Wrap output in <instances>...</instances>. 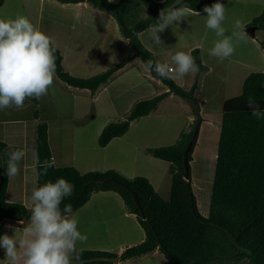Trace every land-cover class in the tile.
<instances>
[{"label":"rangeland","instance_id":"1","mask_svg":"<svg viewBox=\"0 0 264 264\" xmlns=\"http://www.w3.org/2000/svg\"><path fill=\"white\" fill-rule=\"evenodd\" d=\"M219 2L225 5V20L221 26L225 35L232 37L235 47L233 55L224 60L208 54L217 39L222 38L206 27L207 14L203 11H193L182 21L159 32L162 46L152 43L151 33L147 31L149 27L138 33V38L153 53L156 61L171 64V56L183 51L198 58L206 67L181 79H173L186 90L197 80L194 96L202 121L189 167L197 205L203 215H208L210 207L222 104L238 96L249 73L264 72V30L255 29L254 35L247 32L248 27L254 26L250 25L252 19L262 12L264 0ZM76 3L4 0L0 6V19H14L18 15L27 17L36 28L52 38L53 46L62 56L61 64L65 71L77 77H90L121 61L128 46L123 43L118 24L109 12L87 2L84 5ZM146 15L147 11L142 9L133 10L126 17L132 25ZM237 19L243 25L240 29L234 26ZM236 32L247 35L238 39L233 35ZM193 49L198 51L192 53ZM164 91H167L166 85L144 70L137 57L113 73L94 92L70 86L55 74L48 94L38 102L26 99L21 110L13 107L0 111V122L1 119L18 122L0 124V138L11 143L1 153L8 160L9 152L22 150L19 139L27 143L30 140L23 136L24 131L35 138L37 124L44 122L54 150L55 166H74L80 173L113 170L127 178L144 176L163 199H168L171 185L169 162L153 157L147 150L175 144L182 132L192 129L198 118L187 100L170 94L158 103L154 111L130 122L122 136L113 138L103 147L97 143L106 124L125 120L136 102ZM34 154L35 150L31 160L28 159V164L35 163L33 169L31 166L22 168L23 163L20 162L19 174L8 179L13 202L29 204L36 186ZM6 191L9 193V188ZM72 215L78 219V230L87 236L86 241L77 243V251L98 250L117 254L118 260L112 264H168L158 250L140 257L119 258L122 250L144 239V231L136 216L127 212L116 192H93ZM29 217L24 224L29 223ZM12 221L0 222V230L6 222L11 227L16 226ZM11 263L0 261V264Z\"/></svg>","mask_w":264,"mask_h":264},{"label":"trees","instance_id":"2","mask_svg":"<svg viewBox=\"0 0 264 264\" xmlns=\"http://www.w3.org/2000/svg\"><path fill=\"white\" fill-rule=\"evenodd\" d=\"M69 2V0H61ZM173 0H85L90 5L109 12L116 20L120 34L129 43V53L119 62L106 70L90 77H77L62 67V56L55 51L56 75L66 84L88 89L92 92L105 83L113 73L125 64L139 58L144 62L156 61L153 53L138 38V33L156 25L159 12L166 9ZM217 0H182L184 6L194 11H203L205 5L211 6ZM4 0H0L2 6ZM143 6V8H142ZM179 6V5H177ZM142 9L147 15L130 25L126 15L133 10ZM257 29L264 30V8L250 22ZM263 44V43H262ZM198 49H193L192 53ZM199 70L206 67L194 58ZM152 77L161 80L167 91L150 99L136 102L125 120L106 124L99 133L97 143L106 146L113 138L122 136L130 122L154 111L158 103L170 94L187 100L196 114V124L200 126L202 118L194 96L197 87L195 80L189 89H183L173 79ZM264 72L249 73L243 80L241 92L236 98L227 99L222 104L220 131L217 143L215 170L212 182V194L208 215L198 208L193 191L191 171L184 178L182 153L190 140L192 129L182 132L175 144L148 148L155 158L169 162L168 172L171 185L168 199H163L144 176L127 178L116 171H88L80 173L74 166H55L47 176L38 175L37 161L53 159L48 141V127L39 122L36 128V186L57 178H64L74 185L73 194L61 204H71L73 211L82 207L93 192L113 191L123 200L127 212L136 216L144 231V239L127 247L119 255L120 259L140 257L158 250L168 264H264V119H256L246 106L249 96H254L264 110ZM38 102L36 99H32ZM199 131V128H198ZM196 137L188 153L192 152ZM6 143L0 139V222L3 218L28 220L29 208L22 202L6 200L8 177L7 160L1 153ZM136 194L138 205L133 198ZM82 259L93 256H116L117 254L98 250H79ZM82 264H112L108 261H91Z\"/></svg>","mask_w":264,"mask_h":264},{"label":"clouds","instance_id":"3","mask_svg":"<svg viewBox=\"0 0 264 264\" xmlns=\"http://www.w3.org/2000/svg\"><path fill=\"white\" fill-rule=\"evenodd\" d=\"M111 2V0H110ZM194 10L180 3L159 12L156 25H150L147 31L155 46H162L159 32L174 23L180 22ZM206 27L215 32L218 38L209 50V56L224 60L233 55L235 47L232 37L225 35L221 26L225 20V5L219 0L211 6L205 5ZM196 14L199 15L198 12ZM235 28L243 27L241 21H235ZM243 39L245 32H236ZM55 47L52 38L36 28L31 21L18 15L14 19H0V111L9 108L21 110L26 99L40 100L48 94L56 74ZM144 70L154 72L164 79H181L199 72L195 59L188 53L178 51L168 62H144ZM264 86V85H262ZM246 106L256 119H264V110L254 96H249ZM25 153L22 150L9 152L6 163L8 179L20 172V162ZM38 175L47 176L55 168V160L46 158L37 161ZM74 185L64 178L48 181L32 190L29 200V223L23 228V236L17 238L4 234L0 236V249L12 264H81L82 253L77 252L78 242L87 240V236L78 230V219L72 215L71 204H61L73 194ZM11 228V226H9Z\"/></svg>","mask_w":264,"mask_h":264},{"label":"crops","instance_id":"4","mask_svg":"<svg viewBox=\"0 0 264 264\" xmlns=\"http://www.w3.org/2000/svg\"><path fill=\"white\" fill-rule=\"evenodd\" d=\"M159 1H161V0H159ZM82 3V5H84V3L85 2H81ZM77 5L78 4H80V2H77L76 3ZM123 43L124 44H127V46L128 47H126L127 48V52L126 53H124L123 54V56L125 57L129 52L128 51H130V48H129V43H128V41L126 40V39H124V41H123ZM60 52V51H59ZM170 96V95H169ZM168 97V96H167ZM18 120V119H17ZM22 123H24L23 121H21ZM18 122L17 121H15V120H10V119H1V122H0V124H17ZM25 129V127H23L22 128V131ZM23 136H25V137H29V142L27 143L26 141H24L23 139H19L20 141H21V148H22V151H24V153H25V155H24V157H23V159H22V163H23V165H22V168L24 167V166H26V167H28V166H31L32 167V169L35 167V163H30V164H28V159L29 160H31V156H32V153H34V150H35V153H36V135H35V138H33V136L32 135H29L28 133H27V131H24V133H23ZM2 141H4V138L2 139V138H0ZM10 140V139H9ZM48 141H49V146H50V150H51V154L53 155V153H54V150H52L53 149V147H52V144H51V141H50V137H48ZM5 142V141H4ZM6 143V142H5ZM9 144H11L10 142L8 143H6V148L8 147V145ZM34 155H35V157H34ZM33 155V157H32V159H34V162H36V154H34ZM53 159H54V157H53ZM7 188H9V193H7V191H6V200H8V201H13L14 199H13V197L11 196V193H10V190H11V187L9 186V183H8V187ZM25 189H26V191L25 192H27V186L25 187ZM23 195H24V192H23ZM22 201H25L24 199L22 200ZM26 203H27V201H26ZM28 206V208H29V204L27 205ZM9 220H13L12 222L16 225V226H14V227H9L10 225H7L8 223L6 222V223H3L2 224V226H3V228L0 230V236H3L4 234H7V235H9V236H13L14 235V232L12 231V229L14 228V229H17L16 230V232H15V236L17 237V238H21L22 236H23V228L24 227H26L27 226V224H24V222L22 221V220H17V219H14V218H6V219H4L2 222H4V221H9ZM1 222V223H2ZM6 228H10L9 230H6ZM142 239V238H141ZM141 239H140V241H141ZM130 245V244H129ZM123 251V250H122ZM0 261H2L3 263L4 262H6V261H10V260H8L7 258H5V256H4V250L3 249H0ZM11 262V261H10ZM12 264V263H11Z\"/></svg>","mask_w":264,"mask_h":264},{"label":"water","instance_id":"5","mask_svg":"<svg viewBox=\"0 0 264 264\" xmlns=\"http://www.w3.org/2000/svg\"><path fill=\"white\" fill-rule=\"evenodd\" d=\"M72 2H84L85 0H69ZM182 2V0H173L167 7H165L166 9L169 8L170 6H177ZM257 29L256 26H250L247 29V32L249 35H254V30ZM198 124L195 125L192 136L190 138V140L187 142L186 146L184 147L183 153H182V163H183V167H184V178L187 179L188 178V173H189V160H188V153L189 150L192 146V142L194 140V138L196 137L197 131H198ZM133 198L136 202V205H138V200L136 197V194L133 193ZM28 216H30V214H28ZM118 257L113 256V257H105V256H96V257H91V258H85L81 260V264L85 263V262H91V261H108V262H113V261H117ZM72 264H76L75 261L72 262Z\"/></svg>","mask_w":264,"mask_h":264}]
</instances>
